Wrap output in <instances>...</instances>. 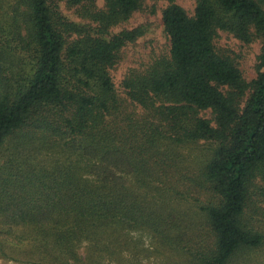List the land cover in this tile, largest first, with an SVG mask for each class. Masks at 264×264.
<instances>
[{"label": "trees", "instance_id": "16d2710c", "mask_svg": "<svg viewBox=\"0 0 264 264\" xmlns=\"http://www.w3.org/2000/svg\"><path fill=\"white\" fill-rule=\"evenodd\" d=\"M142 7L0 0L3 257L61 264L81 239L103 252L130 231L186 264H244L264 248V0H196L192 15L169 0L168 54L129 69L122 98L110 70L141 31L109 28ZM219 31L261 40L254 79L217 51ZM198 146L194 174L183 151ZM191 188L210 194L200 213L183 204Z\"/></svg>", "mask_w": 264, "mask_h": 264}, {"label": "rangeland", "instance_id": "374dc122", "mask_svg": "<svg viewBox=\"0 0 264 264\" xmlns=\"http://www.w3.org/2000/svg\"><path fill=\"white\" fill-rule=\"evenodd\" d=\"M174 1L183 7L189 15L193 14L196 0ZM95 2L98 8L104 7V0H95ZM168 2L169 0H143L141 10L134 12L125 22L109 28L110 34L118 33L123 29H137L141 31V35L134 41L128 42L121 49L119 61L110 70L115 88L122 98H125V94L121 81L129 69L143 70L155 58L168 54L169 40L164 33L161 17L162 10L167 6ZM76 7L66 6L61 2L59 4V11L69 21L80 24L83 20L78 15ZM214 45L217 51L225 53L234 59L245 80L251 81L256 77L257 57L261 49V40L259 38H254L250 43H244L230 33L219 31L217 37L214 39ZM205 116L209 117L210 115L206 112ZM203 150V146H198L183 151L184 155L188 157V163L192 165L194 174L197 173V164L200 163L198 158H205L206 152ZM187 193L186 198L183 199V204L200 213L199 208L210 197L209 192L204 189L197 190L196 188H191ZM184 205L183 208L188 210ZM193 218L195 221H198V215L194 214ZM190 224L200 228L205 239L211 237L208 228L203 226L202 222L198 221L195 224L191 221ZM182 242L184 244L186 240L183 239ZM158 244L151 236L130 231L120 235L116 243L108 244L107 249L103 250V252H96L88 251L89 242L81 239L76 242L74 247L75 259L66 258L67 260H64L61 264H186L187 259L189 261L188 253L180 254L175 251L171 254H162L156 252L155 247ZM253 254L254 256L251 261L243 263L264 264V248L255 250ZM0 264L27 263L20 260L8 259L0 254Z\"/></svg>", "mask_w": 264, "mask_h": 264}]
</instances>
